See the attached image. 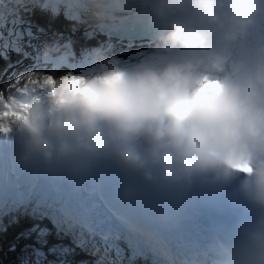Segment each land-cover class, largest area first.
Returning a JSON list of instances; mask_svg holds the SVG:
<instances>
[{"label": "clouds", "instance_id": "clouds-1", "mask_svg": "<svg viewBox=\"0 0 264 264\" xmlns=\"http://www.w3.org/2000/svg\"><path fill=\"white\" fill-rule=\"evenodd\" d=\"M137 4L158 29L151 56L127 64L95 49L82 70L45 68L25 77L26 93L12 90L26 105L12 126L17 163L84 181L111 162L125 176L124 202L149 189L179 200L195 180L235 181L253 212L215 264H264V0ZM52 58L46 44L42 60ZM37 79L43 92L32 91Z\"/></svg>", "mask_w": 264, "mask_h": 264}, {"label": "snow or ice", "instance_id": "snow-or-ice-1", "mask_svg": "<svg viewBox=\"0 0 264 264\" xmlns=\"http://www.w3.org/2000/svg\"><path fill=\"white\" fill-rule=\"evenodd\" d=\"M85 8V0H15L11 11L0 15V59L7 60L9 55L15 54L18 58L14 66L23 65L12 75L7 70L3 73L9 78L0 85V134H8L13 124L26 120V105L10 93L14 84L22 83V72L34 69L29 53L40 45L33 41L39 40L38 33L44 31L40 28L34 32L23 14L40 10L52 18L63 15L76 22L82 21ZM85 35L91 37L93 34L86 32ZM50 79L54 77L48 72L44 81ZM44 81H32V91L39 89L43 92L48 87ZM26 92V87L20 89L21 94ZM116 179L108 170L99 167L89 177V182L92 190L109 191ZM68 183L69 189L55 184L37 188L39 178L36 175L29 177L0 170V216L21 206L31 207L34 215L47 221L48 227L43 231L51 229L59 235H70L76 246L96 257L95 264H135V260L144 255L145 247L155 243L149 233L130 219L122 218L120 223L112 224L86 209L84 193L88 188L81 181L69 180Z\"/></svg>", "mask_w": 264, "mask_h": 264}, {"label": "rangeland", "instance_id": "rangeland-1", "mask_svg": "<svg viewBox=\"0 0 264 264\" xmlns=\"http://www.w3.org/2000/svg\"><path fill=\"white\" fill-rule=\"evenodd\" d=\"M135 49V48H134ZM79 66V65H78ZM85 67V66H84ZM78 68V67H77ZM86 68V67H85ZM82 69H84V68H82ZM82 69H79V70H82ZM0 84H1V81H0ZM13 89H15V91L16 90H19L20 88H15V87H13ZM79 254L80 255H82V256H88L89 255V252H87V251H84L83 249H80L79 250Z\"/></svg>", "mask_w": 264, "mask_h": 264}, {"label": "trees", "instance_id": "trees-1", "mask_svg": "<svg viewBox=\"0 0 264 264\" xmlns=\"http://www.w3.org/2000/svg\"><path fill=\"white\" fill-rule=\"evenodd\" d=\"M76 65H79V64H76ZM5 259L6 257L0 254V264H8V263H5Z\"/></svg>", "mask_w": 264, "mask_h": 264}, {"label": "bare ground", "instance_id": "bare-ground-1", "mask_svg": "<svg viewBox=\"0 0 264 264\" xmlns=\"http://www.w3.org/2000/svg\"><path fill=\"white\" fill-rule=\"evenodd\" d=\"M76 67H78V65H76ZM82 68H85L84 65H82ZM20 89L19 90H16V91L20 93Z\"/></svg>", "mask_w": 264, "mask_h": 264}]
</instances>
